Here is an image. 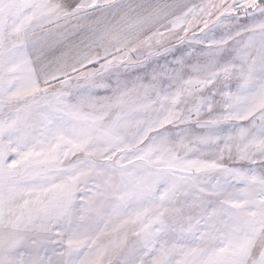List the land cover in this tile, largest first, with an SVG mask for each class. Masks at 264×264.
Segmentation results:
<instances>
[{"label":"snow or ice","instance_id":"obj_1","mask_svg":"<svg viewBox=\"0 0 264 264\" xmlns=\"http://www.w3.org/2000/svg\"><path fill=\"white\" fill-rule=\"evenodd\" d=\"M0 264H264V0H0Z\"/></svg>","mask_w":264,"mask_h":264}]
</instances>
